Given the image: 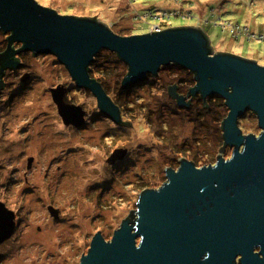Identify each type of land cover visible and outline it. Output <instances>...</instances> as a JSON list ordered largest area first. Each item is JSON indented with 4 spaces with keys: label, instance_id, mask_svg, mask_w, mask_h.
I'll list each match as a JSON object with an SVG mask.
<instances>
[{
    "label": "rangeland",
    "instance_id": "obj_1",
    "mask_svg": "<svg viewBox=\"0 0 264 264\" xmlns=\"http://www.w3.org/2000/svg\"><path fill=\"white\" fill-rule=\"evenodd\" d=\"M36 1L60 14L97 17L122 36L199 26L214 52L264 65V0ZM7 35L0 31V53ZM22 52L15 56L26 67L7 69L0 92V200L15 212L16 222L0 244V264H80L97 230L110 240L137 208L139 192L168 179L164 167L176 169L184 155L212 154L213 164L219 153L223 158L232 154L226 145L219 151L217 123L197 119L199 108L180 107L169 95L167 86L177 79L167 70L134 86L133 102L118 106L121 118L115 122L101 114L92 91L77 87L55 56ZM101 60L113 69L122 65L104 51ZM26 71L32 72L30 80H23ZM89 74L98 81L103 75L108 90L114 89L116 73ZM59 84L68 87V102L85 110L81 126L62 121L50 92ZM239 127L243 134L261 132L249 110ZM123 148L122 159L107 162Z\"/></svg>",
    "mask_w": 264,
    "mask_h": 264
},
{
    "label": "water",
    "instance_id": "obj_2",
    "mask_svg": "<svg viewBox=\"0 0 264 264\" xmlns=\"http://www.w3.org/2000/svg\"><path fill=\"white\" fill-rule=\"evenodd\" d=\"M0 30L8 33L0 75L19 66L14 57L18 51L51 54L77 87L92 91L101 114L115 122H120V108L89 74L102 49L115 52L128 66L123 86L174 63L195 75L188 95H217L228 108L222 131L231 156L219 153L214 164L201 167L179 157L177 169L164 167L168 179L159 188L139 192L137 208L122 219L110 240L97 230L80 264H264V65L214 52L199 26L122 36L97 17L60 14L36 0H0ZM169 87L178 106L187 107L188 95L179 94L174 83ZM50 92L62 121L81 126L86 112L65 101L66 87L59 84ZM248 110L258 120L257 135L243 134L239 127V118ZM126 152L115 150L107 162L115 163ZM14 225L13 211L0 201V244Z\"/></svg>",
    "mask_w": 264,
    "mask_h": 264
},
{
    "label": "trees",
    "instance_id": "obj_3",
    "mask_svg": "<svg viewBox=\"0 0 264 264\" xmlns=\"http://www.w3.org/2000/svg\"><path fill=\"white\" fill-rule=\"evenodd\" d=\"M149 13L151 15V11H149ZM159 30H164V29L159 27ZM0 31H2V30H0ZM149 31H151L150 28L146 32H149ZM2 34H4V33H2ZM7 36H6V39L4 40V46L2 47V49H4V50L7 47ZM12 47L13 48L15 47L14 48L15 50H19L21 46L16 47L15 44H13ZM103 51L107 52L109 55L111 54L113 56V59H117L118 62H120L122 64V65H120L119 69H113V67H111L110 65H107L104 61H102V60L99 61V59H101V57H102ZM103 51L98 52V54L96 55V57L94 58V60L92 62V66L89 68V70L94 72V73L102 70L103 72L109 73L110 75L112 73H116L115 81H113V83H112V85H114V87H113L114 89L112 91L108 90V88H110V87L107 86V83L105 82V78L103 75L100 76V78L102 77L101 78L102 80L99 79L101 81V82L100 81L99 82L102 84L103 88L105 89L107 94L110 96V98L119 107H121L122 105L124 106V105L130 104L131 102H133V99H130V97H129V94H130L129 92L131 91V89L134 86H137V85L142 86V85L148 83L149 79L154 78L158 75V73L155 75H147V77L142 79V80L136 81V82H134L130 85H127V86H123L122 85V79L126 75V73L128 72V66L118 57V55L115 52H110V51H107L105 49ZM22 53L24 54V52H22ZM163 70H167L169 73H171L174 76V79H177V81L175 83L177 91L180 94L188 95L189 89H191L195 85L194 73L191 72L190 70H188L184 67H181L180 65L174 64V63H170L166 66L161 67L159 72L163 71ZM29 72L32 74L31 71H29ZM171 84H173V83H170L168 86H171ZM188 99L190 100V105L188 106V109L195 106L196 109L199 108V110H200L197 113V115H198L197 119H203L204 118V120L208 119V120L213 121L214 123H217L219 131H220V135H219L220 141L222 142V145H225L224 141H223L222 122H223V119L227 116L228 108L225 105L224 99L217 96V95H210V96H207L206 98H203L200 93H197L196 95H190ZM174 101H176V100H174ZM198 105L201 107V109ZM195 150H197V148H195ZM191 152H193V151H190V153H188V154L191 155L192 154ZM209 155H211V156L208 157ZM185 156L186 155L182 156V158H190V160L193 161L197 167H201L200 165H202V166L209 165L211 163V161L214 159L213 155L208 154V153H206L205 155L202 154V156H200V157L199 156L187 157L189 155H187L186 157ZM218 157H219V155L216 156L215 159ZM207 161H209V162L206 163Z\"/></svg>",
    "mask_w": 264,
    "mask_h": 264
},
{
    "label": "flooded vegetation",
    "instance_id": "obj_4",
    "mask_svg": "<svg viewBox=\"0 0 264 264\" xmlns=\"http://www.w3.org/2000/svg\"><path fill=\"white\" fill-rule=\"evenodd\" d=\"M15 57V59L19 62V66L18 67H16V68H7L8 70L9 69H11V70H18V69H21V68H24V67H26V64H24L23 63V61H21L17 56H14ZM57 59V58H56ZM7 69H5L4 70V72H3V74H1L0 75V81L2 82V87H1V90H0V92H2V94L4 93V91H2L3 89H4V87H5V85L6 84H4V82H3V77L6 75L5 73H6V71H7ZM69 73V72H68ZM26 74H28V77L25 79V80H30L31 79V77H32V74L29 72V71H26L25 72V74L24 75H26ZM74 81V80H73ZM26 82H28V81H26ZM75 83V82H74ZM24 85V84H23ZM65 86V85H64ZM173 86V85H172ZM176 86V85H175ZM66 87V92L68 91V87L67 86H65ZM171 87V86H170ZM169 87V88H170ZM176 90H177V88H176ZM168 91H169V89H168ZM178 92V91H177ZM179 93V92H178ZM180 94V93H179ZM65 95H66V93H65ZM185 96H187V95H185ZM189 96L190 95H188L187 97H186V101H187V99L189 98ZM65 101H67L68 102V100L66 99V96H65ZM68 103H70V102H68ZM74 104V103H73ZM86 121V120H85ZM85 123V122H84ZM69 126H73V127H75L74 125H69ZM182 159H187V158H182ZM181 159V160H182ZM189 160V159H188ZM217 160V159H216ZM191 161V160H190ZM117 162V161H116ZM115 162V163H116ZM114 164V163H113ZM214 164V163H213ZM179 167V166H178ZM177 167V168H178ZM176 168V169H177ZM0 170H1V166H0ZM1 201V200H0ZM5 206H6V204H5ZM7 207V206H6ZM8 208V207H7ZM9 210H10V208H9ZM13 211V210H12ZM13 213H15L14 211H13ZM15 216V215H14ZM14 222H15V220H14ZM15 226H16V222H15Z\"/></svg>",
    "mask_w": 264,
    "mask_h": 264
},
{
    "label": "built area",
    "instance_id": "obj_5",
    "mask_svg": "<svg viewBox=\"0 0 264 264\" xmlns=\"http://www.w3.org/2000/svg\"><path fill=\"white\" fill-rule=\"evenodd\" d=\"M159 30V29H158ZM157 31V30H156Z\"/></svg>",
    "mask_w": 264,
    "mask_h": 264
}]
</instances>
